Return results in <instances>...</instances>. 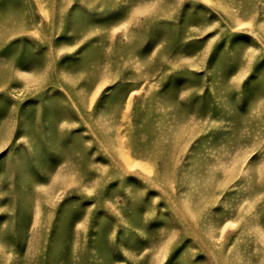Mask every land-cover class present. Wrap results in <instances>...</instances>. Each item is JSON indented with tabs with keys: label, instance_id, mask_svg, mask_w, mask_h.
<instances>
[{
	"label": "rangeland",
	"instance_id": "374dc122",
	"mask_svg": "<svg viewBox=\"0 0 264 264\" xmlns=\"http://www.w3.org/2000/svg\"><path fill=\"white\" fill-rule=\"evenodd\" d=\"M0 264H264V0H0Z\"/></svg>",
	"mask_w": 264,
	"mask_h": 264
}]
</instances>
